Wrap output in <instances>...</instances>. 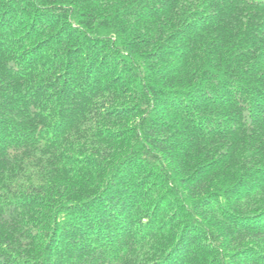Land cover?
Returning a JSON list of instances; mask_svg holds the SVG:
<instances>
[{"label": "trees", "instance_id": "16d2710c", "mask_svg": "<svg viewBox=\"0 0 264 264\" xmlns=\"http://www.w3.org/2000/svg\"><path fill=\"white\" fill-rule=\"evenodd\" d=\"M0 264H264V0H0Z\"/></svg>", "mask_w": 264, "mask_h": 264}]
</instances>
